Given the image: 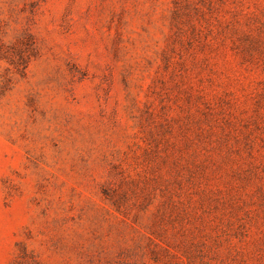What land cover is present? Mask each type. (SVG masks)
<instances>
[{
	"label": "rangeland",
	"instance_id": "rangeland-1",
	"mask_svg": "<svg viewBox=\"0 0 264 264\" xmlns=\"http://www.w3.org/2000/svg\"><path fill=\"white\" fill-rule=\"evenodd\" d=\"M0 264H264V0H0Z\"/></svg>",
	"mask_w": 264,
	"mask_h": 264
}]
</instances>
